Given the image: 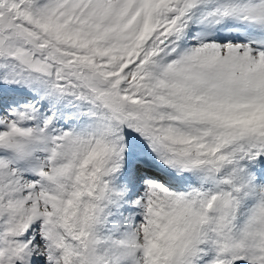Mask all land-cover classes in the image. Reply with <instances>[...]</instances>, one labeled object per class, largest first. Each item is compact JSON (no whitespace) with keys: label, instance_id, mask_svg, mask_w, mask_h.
<instances>
[{"label":"snow or ice","instance_id":"obj_1","mask_svg":"<svg viewBox=\"0 0 264 264\" xmlns=\"http://www.w3.org/2000/svg\"><path fill=\"white\" fill-rule=\"evenodd\" d=\"M0 264H264V0H0Z\"/></svg>","mask_w":264,"mask_h":264}]
</instances>
